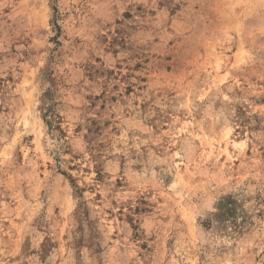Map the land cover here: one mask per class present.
I'll list each match as a JSON object with an SVG mask.
<instances>
[{
  "label": "rangeland",
  "instance_id": "rangeland-1",
  "mask_svg": "<svg viewBox=\"0 0 264 264\" xmlns=\"http://www.w3.org/2000/svg\"><path fill=\"white\" fill-rule=\"evenodd\" d=\"M0 264H264V0H0Z\"/></svg>",
  "mask_w": 264,
  "mask_h": 264
},
{
  "label": "trees",
  "instance_id": "trees-1",
  "mask_svg": "<svg viewBox=\"0 0 264 264\" xmlns=\"http://www.w3.org/2000/svg\"><path fill=\"white\" fill-rule=\"evenodd\" d=\"M49 124V123H48Z\"/></svg>",
  "mask_w": 264,
  "mask_h": 264
}]
</instances>
